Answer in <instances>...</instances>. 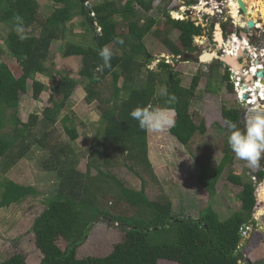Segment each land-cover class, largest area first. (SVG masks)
Here are the masks:
<instances>
[{
	"label": "trees",
	"instance_id": "1",
	"mask_svg": "<svg viewBox=\"0 0 264 264\" xmlns=\"http://www.w3.org/2000/svg\"><path fill=\"white\" fill-rule=\"evenodd\" d=\"M49 1L44 8L41 0H0V26L5 30L4 36H0V167L29 159L28 153L31 154L33 147L50 149V145L54 146L53 133L57 131L48 129L54 127L58 115L80 84L84 85L87 102H97L101 108L105 126L93 139L86 137V148L91 153L85 173L78 169L79 159L71 156L65 146L57 147L50 154V166L45 164L46 169L58 175L59 183L53 196H47L46 208L34 220L31 229L36 247L43 255L40 264H160L161 260L178 264H240L236 253L243 239L241 231L252 221L258 205L252 178L238 175V165L235 166L238 163L227 144L228 123L239 127L244 124L241 105L236 100L238 106L234 102L233 107L222 108L225 126H214V138L207 134L204 119L192 112L203 72H197L190 86L184 87L183 75L171 64L161 61L158 71L150 69L156 61L152 54L156 45H149L148 38L158 40L175 59H184L198 51L194 37L200 36L202 29L190 19H172L171 0H120L121 8L117 0H102L89 8L86 0ZM156 2L159 4L154 10ZM152 11L155 16L149 18ZM262 11L264 17V8ZM17 15L23 18L21 34L13 27ZM77 17L80 19L75 21ZM161 24H164L163 32ZM85 28L87 32L83 31ZM174 33L178 34L176 40L171 38ZM20 35L25 38L20 39ZM88 36L93 39V47L79 42L83 40L86 44ZM118 38L124 43H117ZM56 41L62 43L58 49L62 59L74 58L77 62L80 80L64 70L55 73L47 66ZM105 45L114 52L111 67L97 71L103 63L98 52ZM3 54L20 65L17 79L7 73ZM43 77L54 82L49 89V101L54 106L44 110L43 118L33 114L27 122H22L17 117L18 93L26 95L31 91L38 101L48 90ZM216 79L227 91L235 93L229 68ZM159 87L165 88L162 94H157ZM206 90L212 94L221 92L210 80ZM170 95H175L176 101L168 104ZM149 103L173 110L175 124L169 133L192 157L195 167L200 168L198 181L208 193H215L221 180H227L240 190L238 209L229 218L221 220L211 205L203 208L197 219L176 217L171 199L162 194L154 198L152 186L157 184V178L147 156L149 133L130 116L133 108ZM6 121L14 125L10 133L5 132ZM69 122L66 117L63 127L75 141L78 130L67 126ZM40 125L44 129L38 136L33 135ZM73 144L77 146L76 142ZM217 148L223 154L220 161L214 157ZM91 169L96 171L95 177L89 175ZM121 175L125 178L121 179ZM255 177L260 182L264 180V167H259ZM38 196L40 193L35 186H23L0 177V210ZM111 206L116 207L115 211ZM100 221L120 225L125 232L124 239L115 244L107 256L79 259V248ZM162 234L172 238L168 236L159 243L156 237ZM55 238L66 242L65 250L54 242ZM0 264H27L26 256L15 253Z\"/></svg>",
	"mask_w": 264,
	"mask_h": 264
},
{
	"label": "rangeland",
	"instance_id": "2",
	"mask_svg": "<svg viewBox=\"0 0 264 264\" xmlns=\"http://www.w3.org/2000/svg\"><path fill=\"white\" fill-rule=\"evenodd\" d=\"M99 1L102 0H86L85 4L89 8L90 5H96ZM207 1H209L210 4L208 8L211 9L209 10L208 8H205L204 10L208 12L211 11L210 13L212 14L211 17H206L208 15L205 16V18H208V24L212 25L213 22L225 23L226 25H228V31H232L233 27L238 31L241 29L250 28V22L261 21L259 22V24H257V26L259 25V28L261 30L262 28H264V17L262 11V9L264 8V0H244L249 7L248 10L250 12V15L246 16L242 14L240 12V8L238 7V15L236 18L232 14L233 0H202L199 4L196 2H192V0H171V5H169L171 18L175 20L190 19L192 21H196L198 19L200 20L199 23H203L204 21L201 18L204 17L205 12L200 13L199 11L202 10V4L203 6L206 5L207 7ZM117 2L120 8L123 7V3L120 0H117ZM49 3V0H41V4L42 6H44V8L48 6ZM158 4V2L154 4V10L157 8L156 6ZM195 6L198 7V11ZM259 10H261L262 15ZM151 16H155L154 11L149 13V18H151ZM79 19L80 18L77 17L74 20L78 21ZM205 23L206 21L204 22V24ZM202 26H204L202 35L199 38H194V43L198 46V51L195 52L196 57L205 52H211L214 54V52L217 51L216 46L211 43L210 39L212 38L209 37L210 31L207 29V25ZM160 28L162 30L161 32H163L164 24H161ZM83 31L87 32V29L85 28L83 29ZM262 32L263 31H260L261 34ZM235 33L230 35V38L227 42L228 47L226 46L227 49H225L224 55L230 53L236 54L235 52L237 51L235 50V48L240 41V35L238 36L237 33ZM4 34V27L0 26V36L3 37ZM177 37V33H174L171 36L173 40H176ZM87 38L86 44H84L83 40L79 42L81 43V45H90L86 47H93L94 43L92 37L88 36ZM216 38L217 41L221 40L219 41L220 44L221 42H223V36H221L220 39L216 35ZM259 41L262 42L261 40ZM146 42L149 45H156L152 53L156 61L152 63L150 67L151 70L158 71V63L161 61L171 64L176 72H179L183 75L182 85L184 87L190 86L192 78L197 72H203L204 77L202 78L199 85L197 97L193 102L192 112H196L197 114H199V117L204 119L208 129L207 134H211L215 138L216 129L214 128V126H225L222 118V108L224 106L233 107L235 105L234 102L236 103V99L239 97V94H236V90L241 91L239 89V85H244V80L239 77L238 72H235L232 67L226 66L224 63H218V61L215 60L208 61L206 59L201 61H185V58H177V60L173 56H170L169 52L165 50L164 46L160 44L158 40L148 38ZM1 43L2 41H0V44ZM254 44L255 41L251 43V45ZM61 46V42L56 41L54 43L51 48L47 66L50 67V70L54 71L55 73L56 71L64 70L68 74L75 76L76 80H80V76L77 74V62L74 58L63 60L60 55V51L58 50ZM244 48L247 49V52H244ZM244 48L242 57L241 59H239L240 65L242 64V69H244V71L242 70V72L244 75H254V71L251 68L255 66L256 71L260 70L259 68L256 69V65L260 64L258 63V61H261L264 65V47H257V51L251 46V49L249 48V50L247 46ZM229 49H231V51H229ZM254 53L256 57L254 56ZM3 59L8 65L7 73H10L14 79H17L20 76L21 71L18 62L5 54H3ZM249 62L250 67L248 69L246 68V65H248ZM226 67L229 68L231 74V82L234 85L235 93L227 91L224 84L216 79L217 77L220 78L226 73ZM232 74H234V76H232ZM208 80L211 81L214 87H220L221 92L219 94H212L211 92H208L206 90ZM42 81L48 85V90L40 95L38 101L32 97L31 91L26 95L18 93L20 103L17 111V117L22 122H27L28 117L33 114H38L40 118H43L44 110L47 107L54 106L53 103L51 104L49 101L51 97L49 89L54 86V82H50L47 77H43ZM259 82L260 84L255 81V84L259 85V87H257L259 92H253L252 94L255 95V100L258 97L256 102H254L253 100L251 105H244L240 102L243 101V97H240V108L242 110V113H245V116L249 114V109L251 107L255 105L264 106V80L259 78ZM121 83L122 79L119 86H121ZM83 86L84 85L80 84L77 87L76 92L73 93L66 107L62 110L60 115H58L54 127L52 128L50 124H48L50 126L48 129L49 131L51 129H55V131H57V133H53V136L55 138V141L53 143L54 146L50 145V149H44L42 147H40L39 149L38 147H33L31 149V154L30 152L28 153V155H30L29 159H22L20 161H17L16 163L14 162L15 164L10 162L11 166L5 167L2 165L0 167L1 178H6L23 186H35L40 193V196L36 198H29L22 204L13 205L9 208L0 210V263L4 262L7 258L19 252L23 253L26 256L27 264H40L43 258V255L36 247L35 236L31 232V229L34 220L46 208L47 196H53V193L58 189V175L56 173L50 172V170L46 169L45 167L46 163L49 165L48 161L51 158L50 154L55 152L57 147L65 146L71 152V156H76L79 159L78 169L83 173L87 171V159L91 151H89V148H86V137L93 139L96 136L97 132H102L104 130L105 122L103 120L104 117L102 116L103 112L98 106V103L94 102L92 104H89V102H87V94ZM247 86L249 85L247 84ZM248 88L249 87L246 86L243 87L242 89L246 92L243 91L240 95H242L243 93L250 94V92L252 91H247ZM164 91V87H159L157 94H162ZM236 105L238 106L237 103ZM66 117L70 120V122L66 125L69 127H76L78 130V138L75 141L71 140V137L67 134L65 128L63 127L65 126L63 120ZM244 120L245 118L243 119V123ZM240 127L242 128L243 126ZM13 129L14 125L10 121H6L5 132L10 133ZM43 129L44 128H41L40 125L34 130L33 135L35 134L36 136H38L40 131H42ZM169 129L170 128H167L159 133L149 132L147 138V156L150 159L151 164L153 165L154 175L157 178L158 184L152 186L154 187L152 189L154 198H156L157 195L162 194L163 197L167 196L169 199H171V202L173 203V211L175 213L173 216L176 217H193L197 219L201 210L206 206L211 205L214 211L221 217L220 219L226 220L231 216V213L238 209V194L240 190L227 180H221L217 185L215 193H208L199 184L198 181L200 168L198 166L195 167L192 157L176 140V138H174L169 133ZM51 134L52 133H50V135ZM73 142H76L77 146L74 145ZM82 149L84 150L82 151ZM216 151L217 152L215 153L214 157L216 158V161H220L223 156V154L221 153L222 150L220 148H217ZM235 160L238 163L235 165H238V167H236V170H238V175L244 174L246 177L252 178L255 185V197L258 204L254 209L255 212H253L252 221H250L249 224L246 225L248 227V231H246L244 235V228L241 231L243 239L239 247L241 257H238V259L240 264H248L249 259L253 263H259L262 262V260L264 261V252H262L261 254L262 257L259 254L262 250V247H264V202H261L262 200H264V191L258 192V189L264 183V180L260 182L257 177L254 178L255 173L258 171L259 167L250 168L245 161L238 159ZM262 162H264V159H262L260 162V168L264 167V163L263 166H261ZM245 170H248L249 172H247L246 174ZM125 174L128 176L130 175L128 173ZM89 175L95 177L97 173L95 170L91 169L89 171ZM120 178L124 179L125 175H121ZM146 179L150 181V178L148 176L146 177ZM153 181H155L154 178ZM111 207L115 211L116 207ZM258 212L259 217L257 219L256 215H258ZM100 222L101 223L99 225H96L94 227L84 245L79 248V259H83L88 256H107L112 252L114 245L124 239L125 232L120 227V225H118L117 223L113 224L110 221L108 223L103 221ZM251 235L252 237L250 238ZM168 236H165V234L157 236L156 241L159 243L164 242L167 240ZM169 238L171 239L172 237L169 236ZM251 240H256V243L257 241L259 242L258 244L255 243V247L257 249L255 251L249 252L250 249L247 248V245L249 244V242H252ZM54 242L62 250L66 249L67 244L62 239L55 238ZM160 264L178 263L161 260Z\"/></svg>",
	"mask_w": 264,
	"mask_h": 264
},
{
	"label": "clouds",
	"instance_id": "3",
	"mask_svg": "<svg viewBox=\"0 0 264 264\" xmlns=\"http://www.w3.org/2000/svg\"><path fill=\"white\" fill-rule=\"evenodd\" d=\"M201 8H204L203 4L201 5ZM196 9H198V7H196ZM13 27L18 34L24 32L23 18L21 16L17 15L14 17ZM24 38L25 37L23 35H20V39ZM260 38L264 42V37ZM116 42L119 44L124 43V41L119 38L116 40ZM98 55L103 63L102 65L98 66L97 71H102L104 68H110L111 60L114 55L112 48L108 45H105L99 50ZM239 59H241V57H239ZM260 70H257L254 74H256ZM238 73L239 77L244 80V85L247 86L245 77L250 74L244 75L242 71ZM233 75L234 74H232V76ZM244 95V102L240 101L241 99L239 97L236 100L240 101L244 105H251L252 101L255 100V95L247 94L248 97L246 99L244 98ZM249 98H253V100L250 103H247V100ZM175 101V95H170L166 103L171 104ZM130 116L134 120L138 121L139 127L142 130L151 133L162 132L165 129L174 126L175 124L174 112L171 108L161 107L158 105H153L151 103L144 106H136L131 110ZM227 131V144L232 153H234L235 158L245 161L250 168L260 167V162L262 159H264V106L255 105L251 107L249 109V114L245 116L243 127L241 128L236 123L229 122ZM238 251L236 255L238 254Z\"/></svg>",
	"mask_w": 264,
	"mask_h": 264
},
{
	"label": "flooded vegetation",
	"instance_id": "4",
	"mask_svg": "<svg viewBox=\"0 0 264 264\" xmlns=\"http://www.w3.org/2000/svg\"><path fill=\"white\" fill-rule=\"evenodd\" d=\"M195 1V0H194ZM202 0H196V3H200ZM237 2V1H236ZM207 7H206V5H204V8L201 10V11H199L200 13L201 12H205V15H204V17L203 18H201L204 22L206 21V23L204 24V22L203 23H199V21L200 20H196V21H193L194 23H195V25L197 26V27H200L201 29H202V32H203V27L204 26H202V25H207V29L210 31L209 32V37L210 38H212V39H210L211 40V43L212 44H214L215 46H216V48H217V51H215L214 53H218L220 56H224V53H225V49H227V42H228V40H229V38H230V35L231 34H234L235 32L237 33V35L239 36L240 35V41H244V42H249L250 44L255 40V38H260V31H263L262 32V34H261V37H264V28H262V30L259 28V25L257 26V24H259V22H261V21H255L254 23H255V25L256 26H254L253 28H248V29H241V30H236V28H234L233 27V30L232 31H228L227 30V28H228V25H226L225 23H219V22H213L212 23V25L211 24H208L207 23V21H208V18H205V16L206 15H208V16H206V17H211V11L210 12H208V11H205L204 9L206 8H208L209 6H210V4H209V1H207ZM197 4V5H198ZM196 5V6H197ZM196 6H195V8H196ZM209 10L211 9V8H208ZM197 11H198V9H197ZM241 12V11H240ZM242 14H243V12H241ZM245 15V14H244ZM246 16H248V15H246ZM232 18V17H231ZM199 23V24H198ZM217 23H219L220 25H221V27H222V30H223V38H222V40H223V45L222 46H220V43H219V41H217V38H216V24ZM235 33V34H236ZM202 35V34H201ZM200 35V36H201ZM200 36H195L194 38H199ZM194 46H196V47H198L197 46V44H195L194 43ZM205 53H211V52H205ZM243 53V52H242ZM204 54V53H203ZM212 54V53H211ZM202 55V54H201ZM201 55H198L197 57H196V54L195 53H193V54H189V55H187V56H192V59H187L186 58V56L184 57L185 58V61H194V60H198V61H201L199 58H200V56ZM239 57H242V55L241 56H239ZM219 63V62H218ZM249 67H250V62L248 63V65H246V68H248L249 69ZM247 69V70H248ZM243 71H244V69H242ZM254 78H255V76H256V74H254V75H252ZM247 77H245V79H246ZM256 81V80H255ZM261 82V81H260ZM260 82H258L259 84H260ZM248 84V83H247ZM259 85H257L256 87H258ZM251 88V87H250ZM257 92H259L258 91V88H257Z\"/></svg>",
	"mask_w": 264,
	"mask_h": 264
},
{
	"label": "bare ground",
	"instance_id": "5",
	"mask_svg": "<svg viewBox=\"0 0 264 264\" xmlns=\"http://www.w3.org/2000/svg\"><path fill=\"white\" fill-rule=\"evenodd\" d=\"M236 1V0H235ZM234 0H233V2H232V7H233V16L236 18L237 17V15H238V3H236ZM83 2H85V0L83 1ZM243 2L246 4V7H247V13H248V15H250V12H249V7H248V5H247V3H246V1H244L243 0ZM201 9V8H200ZM231 14V15H232ZM233 18V17H232ZM216 35L221 39V36L223 35V30H222V27H221V25L219 24V23H217L216 24ZM219 40V39H218ZM219 41H221V40H219ZM234 42H237V41H234ZM244 42V41H243ZM232 43V42H231ZM245 43V42H244ZM244 43H242V41H239V43H238V45H237V47L235 48V50H237V52H238V55H237V53L236 54H232V53H230V54H227V56H225L224 57V59L230 64V65H232L231 67L232 68H234V70L235 71H237V72H241L242 71V67L243 66H241L240 64H239V56H241L243 53V48L245 47V44ZM237 44V43H236ZM223 45V42H221V44H220V46H222ZM231 45V44H230ZM228 47V46H227ZM229 51H231V49H229ZM228 53V52H227ZM212 59V58H211ZM204 60V59H203ZM209 61V60H208ZM211 61V60H210ZM257 62V61H256ZM256 62H255V64H256ZM258 63H260L259 61H258ZM243 73V72H242ZM247 78H246V82L247 81H250V82H247L248 83V85L249 86H246V87H251L253 90H254V92H257L256 90H257V84H255V78L252 76V75H247L246 76ZM257 82H259V78H257ZM259 84V83H258ZM243 87H245V86H243ZM242 87V88H243ZM259 87V86H258ZM245 91V90H244ZM243 95H244V93H243ZM243 95H242V97H243ZM258 98V97H257ZM257 101V99L254 101V102H256ZM263 189V188H262ZM259 192V191H258ZM246 231H248V227L247 226H245V228H244V232H243V235H244V233L246 232Z\"/></svg>",
	"mask_w": 264,
	"mask_h": 264
},
{
	"label": "water",
	"instance_id": "6",
	"mask_svg": "<svg viewBox=\"0 0 264 264\" xmlns=\"http://www.w3.org/2000/svg\"><path fill=\"white\" fill-rule=\"evenodd\" d=\"M82 1H84V0H82ZM237 1V3H238V6H239V8H240V11L241 12H243V14H245V15H248V13H247V7H246V4L243 2V0H236ZM255 26V23L254 22H250L249 23V27L250 28H253ZM225 56H227V55H224V56H220L218 53H204V54H202L201 56H200V60H203V59H206V60H215V61H218V62H221V63H224V64H226L227 66H232V65H230L225 59H224V57ZM186 58L187 59H192V56H187L186 55ZM212 58V59H211ZM234 69V68H233ZM257 78H260V79H263L264 80V70H260V71H258L257 73H256V76H255V79L257 80ZM248 97V95L247 94H245L244 95V98L246 99ZM242 118L244 119L245 118V113H243V116H242ZM254 212H255V210H254ZM237 256L238 257H241V252H238V254H237ZM249 262V264H251L252 262L249 260L248 261ZM263 262H259V264H262Z\"/></svg>",
	"mask_w": 264,
	"mask_h": 264
},
{
	"label": "built area",
	"instance_id": "7",
	"mask_svg": "<svg viewBox=\"0 0 264 264\" xmlns=\"http://www.w3.org/2000/svg\"><path fill=\"white\" fill-rule=\"evenodd\" d=\"M259 40H261V38H255V44L254 45H251L249 42L247 43V42H245L244 44H245V47L247 46L248 47V50H249V48H250V46L251 47H253L256 51H257V47H264V42L262 41V42H260ZM253 41V42H254ZM252 42V43H253ZM245 49V48H244ZM251 49V48H250ZM237 51V50H236ZM244 52H247V49H245L244 50ZM237 53V52H236ZM264 55V54H263ZM254 56H255V53H254ZM256 57V56H255ZM264 62V61H263ZM255 67V66H254ZM254 67H252L251 69L254 71V73L256 72V70H255V68ZM264 69V65L262 64V62L260 61V64L259 65H256V69ZM238 75H239V73H238ZM234 76V75H233ZM243 86H245V85H239V89L241 90V91H238V90H236L237 91V94H239V98L241 97V93L244 91L243 89H242V87ZM247 91H252V92H250V94L252 95L253 94V92H254V90H252L251 88H248L247 89ZM244 92H246V91H244ZM253 100V98H249L248 100H247V103H250L251 101ZM254 178H255V176H254Z\"/></svg>",
	"mask_w": 264,
	"mask_h": 264
},
{
	"label": "crops",
	"instance_id": "8",
	"mask_svg": "<svg viewBox=\"0 0 264 264\" xmlns=\"http://www.w3.org/2000/svg\"><path fill=\"white\" fill-rule=\"evenodd\" d=\"M77 90V89H76ZM76 92V91H75ZM149 133V132H148ZM260 189L261 188H263L262 190H259V192L260 191H264V185H261L260 187H259ZM218 214V213H217ZM219 215V214H218ZM257 217V219H258V217H259V213H258V215L256 216ZM258 232V231H257ZM252 237V235L250 236V238ZM253 240V239H252ZM251 240V241H252ZM258 242L259 241H257V243H256V240H254V241H252V242H249V244L247 245V248H249L250 250H249V252H252V251H255L257 248L255 247L256 246V244H258ZM256 243V244H255ZM263 245H264V243H263ZM238 251V250H237ZM238 252H240V250L238 251ZM262 252H264V247H262V250L260 251V256L262 257ZM250 260V259H249ZM251 261V260H250ZM252 262V261H251ZM262 262H263V264H264V261L262 260ZM253 263V262H252ZM251 263V264H252ZM253 264H259V263H257V262H254Z\"/></svg>",
	"mask_w": 264,
	"mask_h": 264
}]
</instances>
